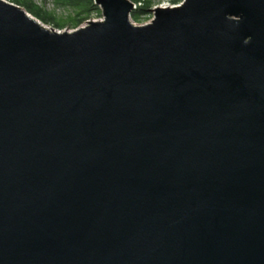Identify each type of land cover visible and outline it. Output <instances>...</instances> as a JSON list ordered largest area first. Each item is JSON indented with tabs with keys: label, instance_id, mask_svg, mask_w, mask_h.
Segmentation results:
<instances>
[{
	"label": "water",
	"instance_id": "water-1",
	"mask_svg": "<svg viewBox=\"0 0 264 264\" xmlns=\"http://www.w3.org/2000/svg\"><path fill=\"white\" fill-rule=\"evenodd\" d=\"M94 3L0 0V264H264V0Z\"/></svg>",
	"mask_w": 264,
	"mask_h": 264
},
{
	"label": "rangeland",
	"instance_id": "rangeland-1",
	"mask_svg": "<svg viewBox=\"0 0 264 264\" xmlns=\"http://www.w3.org/2000/svg\"><path fill=\"white\" fill-rule=\"evenodd\" d=\"M130 1L135 4V8L130 13V21L134 24H144L154 17V8L156 6L166 7V5H160L163 3H169V5L171 4L174 6L180 4L182 0L176 2L170 0ZM30 2L35 4L42 14L51 16L52 20H42L29 12L27 7L23 5L20 6L46 26L55 27L59 30L70 31L79 26H84L88 20H99L103 18L101 6L94 3V0H30ZM78 18L83 19L77 22ZM56 23L60 25L57 26Z\"/></svg>",
	"mask_w": 264,
	"mask_h": 264
},
{
	"label": "trees",
	"instance_id": "trees-1",
	"mask_svg": "<svg viewBox=\"0 0 264 264\" xmlns=\"http://www.w3.org/2000/svg\"><path fill=\"white\" fill-rule=\"evenodd\" d=\"M16 4H19V5H23L25 7H27V10L29 12H31L32 14H34L36 17L42 19V20H52V17L51 16H47L46 14H42L40 9L35 5V4H32L30 2V0H10ZM172 2H176V1H179V0H170ZM81 19L83 18H78L77 22H79ZM57 26H59L60 24L56 23Z\"/></svg>",
	"mask_w": 264,
	"mask_h": 264
},
{
	"label": "built area",
	"instance_id": "built-area-1",
	"mask_svg": "<svg viewBox=\"0 0 264 264\" xmlns=\"http://www.w3.org/2000/svg\"><path fill=\"white\" fill-rule=\"evenodd\" d=\"M160 5H166V7L168 6H172L171 4L169 5V3H163V4H160ZM168 5V6H167ZM103 19V18H102ZM102 19H99V20H102Z\"/></svg>",
	"mask_w": 264,
	"mask_h": 264
},
{
	"label": "bare ground",
	"instance_id": "bare-ground-1",
	"mask_svg": "<svg viewBox=\"0 0 264 264\" xmlns=\"http://www.w3.org/2000/svg\"><path fill=\"white\" fill-rule=\"evenodd\" d=\"M159 7H161V6H159ZM162 7H165V6H162Z\"/></svg>",
	"mask_w": 264,
	"mask_h": 264
}]
</instances>
